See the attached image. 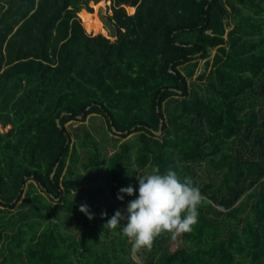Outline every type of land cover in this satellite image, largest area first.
<instances>
[{"label": "trees", "instance_id": "trees-1", "mask_svg": "<svg viewBox=\"0 0 264 264\" xmlns=\"http://www.w3.org/2000/svg\"><path fill=\"white\" fill-rule=\"evenodd\" d=\"M83 1L0 0V264H264V0H113L114 40L85 32ZM79 166L109 196L91 220ZM154 166L203 201L177 248L164 234L134 259L103 226Z\"/></svg>", "mask_w": 264, "mask_h": 264}, {"label": "clouds", "instance_id": "clouds-1", "mask_svg": "<svg viewBox=\"0 0 264 264\" xmlns=\"http://www.w3.org/2000/svg\"><path fill=\"white\" fill-rule=\"evenodd\" d=\"M136 180L138 189L132 185L119 189L118 200L123 201L125 195L134 198L123 210L117 209L103 228L119 227V234L128 239L132 254L151 251L161 235L168 234L175 240L191 232L198 222V209L203 201L199 187L194 186L191 178L181 180L176 171L168 169L161 173L159 166H154L151 171L136 176ZM79 211L89 220L94 218L86 204ZM101 215L106 217L107 212Z\"/></svg>", "mask_w": 264, "mask_h": 264}, {"label": "rangeland", "instance_id": "rangeland-1", "mask_svg": "<svg viewBox=\"0 0 264 264\" xmlns=\"http://www.w3.org/2000/svg\"><path fill=\"white\" fill-rule=\"evenodd\" d=\"M235 1V0H234ZM2 5L4 8L7 7V3L5 1H1ZM35 6H36V0H35ZM113 4V0H100L99 2H97L95 5H93L91 2L89 3V5L93 6L94 7V11L93 13L92 12H89L85 9V6L84 4H81L80 8L78 10H75V14H76V17L79 19V22H82L81 26L82 28L85 30V32L87 34H91V35H96V34H102L104 36H107L110 40H114L113 37L109 36V33L108 31L106 30L105 27H102V23L100 21V19L98 18L97 16V8L99 6H102V10H101V14L106 17V18H113V14H112V11H111V5ZM121 7V6H120ZM123 10H124V14H128L129 12V9L127 7H121ZM132 9V13H133V7H131ZM33 9L29 12V14H32L33 13ZM69 12H71V10H68ZM230 11L232 13L231 17H230V28L228 29V31H230L232 29V32L236 31V28H243L245 26H242L240 25L237 20H234L233 19V12H232V9L230 8ZM245 12V10H244ZM247 13H250V11L248 10ZM103 29L105 30V33H100V32H97V30L99 29ZM97 32V33H96ZM236 33V32H235ZM32 39H34V34H33V37ZM36 41V40H35ZM215 51H211L210 55H212ZM50 57V55H49ZM21 61L23 60H26V62L30 61V63L33 64L34 63H42V54H41V51L40 49H38V51H30L26 54H23L22 57L20 58ZM198 68L196 70V74H198L201 70H202V61L198 60ZM29 63V64H30ZM31 65V64H30ZM88 120H86L84 123L86 125H88ZM80 122L79 121H75L73 124H68L66 125V127L68 128L69 130V134H71V129H73V126L75 125H78ZM71 125V126H70ZM11 127H13L12 123H11V115H10V120L5 123V124H0V133H3V132H6L8 129H10ZM91 130V129H90ZM91 133L93 134V136L98 139V135L97 134H94V132L91 130ZM113 152V149L112 148H109L107 149V151L105 152V156L108 157L111 153ZM84 159L86 160V157L85 156H82L81 157V160ZM78 169L80 170V173L82 175H84V178L81 179L80 182H77L76 184L79 186L80 189H78V192H71L70 193V199H74L75 201H77L79 204V206H81L82 204H86L89 208V210H94L96 208H100L102 205H106L108 204L110 201H109V196L106 194H104L103 196H101V194H97L98 193V190L97 188L102 185L101 181L99 178H90L88 176V173L82 169L80 166L78 167ZM27 182H30V181H27ZM26 184V183H25ZM25 186V185H24ZM97 196L94 198V200H90L89 196H92V195H96ZM30 196H31V200L28 202V201H25L24 200V188H23V192L18 196L19 199L18 201L16 202L15 206L13 207V210L15 209H26L28 208L29 205H31L30 203L33 204V196L32 194L30 193ZM24 201V203H23ZM23 203V204H22ZM43 216H44V219L47 221L49 220L47 215L45 213H43ZM46 226L48 227V223L46 224ZM181 243V236L178 237L177 239L173 240L171 239L170 241V247L171 249H175L178 247V244ZM131 257L136 259L135 255L132 254L131 252Z\"/></svg>", "mask_w": 264, "mask_h": 264}, {"label": "water", "instance_id": "water-1", "mask_svg": "<svg viewBox=\"0 0 264 264\" xmlns=\"http://www.w3.org/2000/svg\"><path fill=\"white\" fill-rule=\"evenodd\" d=\"M100 0H89V1H83V4L85 6V9L89 12H93L95 9L93 6L89 5V3L91 2L93 5H95L97 2H99ZM118 6L120 7H127V8H131V1L127 2V3H122L121 1H118L117 2ZM101 10H102V6H99L97 8V16L98 18L100 19L101 23H102V27H105L106 30L108 31L109 33V36L115 38V27L111 24L110 21L107 20L106 17H104L102 14H101ZM134 10V9H133ZM79 117L81 118V115H79ZM56 122H58V119H56ZM2 122L0 121V124ZM156 133H158V131H156ZM55 169V167H54ZM52 175V174H51Z\"/></svg>", "mask_w": 264, "mask_h": 264}, {"label": "bare ground", "instance_id": "bare-ground-1", "mask_svg": "<svg viewBox=\"0 0 264 264\" xmlns=\"http://www.w3.org/2000/svg\"><path fill=\"white\" fill-rule=\"evenodd\" d=\"M93 13V12H92Z\"/></svg>", "mask_w": 264, "mask_h": 264}]
</instances>
